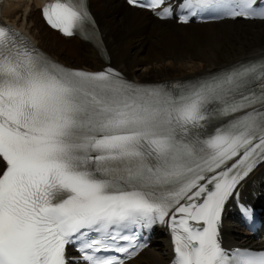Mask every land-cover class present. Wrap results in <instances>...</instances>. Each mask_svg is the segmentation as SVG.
Returning a JSON list of instances; mask_svg holds the SVG:
<instances>
[{
  "label": "snow or ice",
  "instance_id": "1",
  "mask_svg": "<svg viewBox=\"0 0 264 264\" xmlns=\"http://www.w3.org/2000/svg\"><path fill=\"white\" fill-rule=\"evenodd\" d=\"M128 3L173 15L167 0ZM255 3L178 7L252 18ZM42 14L66 36L95 23L85 0H54ZM0 160V264H69V245L87 264H125L156 224L170 228L172 264H264V252L219 239L225 204L264 164V58L137 85L111 68L66 69L0 23Z\"/></svg>",
  "mask_w": 264,
  "mask_h": 264
},
{
  "label": "bare ground",
  "instance_id": "2",
  "mask_svg": "<svg viewBox=\"0 0 264 264\" xmlns=\"http://www.w3.org/2000/svg\"><path fill=\"white\" fill-rule=\"evenodd\" d=\"M44 1L6 0L3 15L27 34L36 48L66 69L96 73L111 67L130 83L156 86L177 79L196 81L264 58V21L178 24L170 19L161 20L147 10L129 7L123 0H90L106 44L105 57L97 38L90 44L48 28L42 20ZM237 190L238 198H229L225 204L220 238L227 246L262 247L264 239L242 235L236 229V210L245 197L253 202L264 201V164L257 165ZM170 234L169 229L160 232L154 247L149 246L144 250L146 254L143 252L131 264H168L173 245Z\"/></svg>",
  "mask_w": 264,
  "mask_h": 264
},
{
  "label": "rangeland",
  "instance_id": "3",
  "mask_svg": "<svg viewBox=\"0 0 264 264\" xmlns=\"http://www.w3.org/2000/svg\"><path fill=\"white\" fill-rule=\"evenodd\" d=\"M150 253V252H149Z\"/></svg>",
  "mask_w": 264,
  "mask_h": 264
}]
</instances>
